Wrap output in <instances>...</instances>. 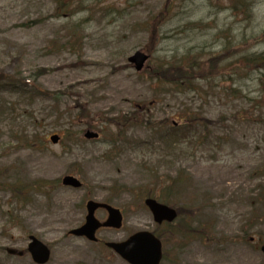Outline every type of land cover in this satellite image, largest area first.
I'll return each instance as SVG.
<instances>
[{
  "label": "rangeland",
  "instance_id": "obj_1",
  "mask_svg": "<svg viewBox=\"0 0 264 264\" xmlns=\"http://www.w3.org/2000/svg\"><path fill=\"white\" fill-rule=\"evenodd\" d=\"M139 51L144 74L129 63ZM260 54L264 0H0L1 84L29 86L0 91V264H34L7 253L32 235L48 264H127L105 243L141 231L162 238V264H262L264 123L247 111L264 70L243 61ZM187 56L201 63L193 90L164 92L158 65ZM186 117L200 123L185 142L169 130ZM93 128L100 140L80 141ZM67 175L84 188L63 187ZM169 175L178 186L155 199L180 217L159 227L145 199ZM89 200L124 217L99 244L69 235Z\"/></svg>",
  "mask_w": 264,
  "mask_h": 264
},
{
  "label": "water",
  "instance_id": "obj_2",
  "mask_svg": "<svg viewBox=\"0 0 264 264\" xmlns=\"http://www.w3.org/2000/svg\"><path fill=\"white\" fill-rule=\"evenodd\" d=\"M149 56L142 52H137L133 57L130 58V62L135 65L137 71L141 72ZM85 137L87 139H96L99 137L98 134L87 132ZM52 141L56 144L59 142L58 137H52ZM65 186L73 188H81L82 184L74 177L68 176L63 180ZM146 205L151 209L155 221L158 224H162L164 221L173 222L177 214L174 210L158 204L154 200H148ZM89 214L87 216L86 224L73 231L71 234L79 237H86L91 241H96V232L104 228H121L122 226V215L119 210H115L108 205H101L95 202L88 203ZM99 208H105L110 217L108 221L101 224L95 218V212ZM32 243L29 246V252L32 254L34 261L37 264H46L50 259V251L46 246L39 242L36 238L31 237ZM108 247L114 249L120 256H122L130 264H160L162 259V245L161 242L149 232H141L131 237L125 243H110ZM264 251V248H263ZM10 254L23 256L22 252H16L9 250Z\"/></svg>",
  "mask_w": 264,
  "mask_h": 264
},
{
  "label": "trees",
  "instance_id": "obj_3",
  "mask_svg": "<svg viewBox=\"0 0 264 264\" xmlns=\"http://www.w3.org/2000/svg\"><path fill=\"white\" fill-rule=\"evenodd\" d=\"M244 60H245V63L243 62L244 64L252 65L259 69H262L261 67L264 66V55L245 58ZM219 63L220 61H218L216 65L214 62H211L210 65L208 66L209 72L207 74L209 75L211 72L217 69ZM157 68H158L157 76H155V78L157 79L159 85H161L164 88L163 91L164 92L173 91L175 94L182 95L193 90V84L197 79L196 74L201 70V63L193 61L187 56L181 61L158 65ZM147 74L152 76L151 73H147ZM5 80L7 79L0 78V91H2L1 89L7 88L9 86L8 91L14 92V90L16 89L15 86L12 85L10 86L9 84L7 85L1 84V82H4ZM13 82L16 83V81ZM22 86L28 87V85H22ZM17 92H19V90H17ZM20 92H26V91L22 90ZM233 92L238 93L237 90ZM250 102L252 109L258 111V115H255L254 111H247V114L251 117L257 116L259 118V122H257L258 124L264 123V118H263L264 117V79L260 80L259 95L255 98H252ZM109 123H111V121H109ZM119 123L120 121L114 122L113 124L114 126L115 125L119 126ZM198 123H200L199 120H196L195 118L192 117H188V118L186 117L185 125L180 128L170 127L169 134L170 136L171 135L176 136L181 134L179 140L181 138L187 139L193 133L194 128ZM176 143L179 145L178 142ZM151 175L153 176V178H160L158 176L159 175L158 172H152ZM159 184H161V186L163 187L161 192L158 191L157 189L158 185L156 184L154 187L148 188V189L151 188L153 189L151 191H148L147 195L152 197L162 198L161 194H164V197H167L169 195L168 194L169 191H172L178 185V181L177 178H174V176L169 175Z\"/></svg>",
  "mask_w": 264,
  "mask_h": 264
}]
</instances>
